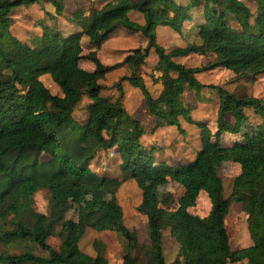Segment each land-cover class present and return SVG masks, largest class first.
Returning <instances> with one entry per match:
<instances>
[{"label": "trees", "instance_id": "16d2710c", "mask_svg": "<svg viewBox=\"0 0 264 264\" xmlns=\"http://www.w3.org/2000/svg\"><path fill=\"white\" fill-rule=\"evenodd\" d=\"M40 1L0 0V264H108L106 244L99 239L92 242L94 255L79 248L88 227L123 238L126 251L121 264H169L162 248L165 230L185 241V259L181 263L175 260L176 264H264V158L256 137L250 136L252 126L242 135L223 139L230 133L228 119L242 114L244 108L256 107L264 115V98L237 97L222 86L202 84L196 77L217 68L240 77L264 75V0H254V16L239 0H188L185 4L119 0L103 9H90L85 17L80 9L71 13L72 18L85 21L80 30L64 33L43 26L41 35H34L30 43L22 42L8 32L9 14L16 7ZM43 1L58 15L64 11V0ZM198 3L205 21L197 25L195 41L169 50L159 45L156 27L164 25L182 33L189 9ZM206 4L214 6L210 13ZM131 10L142 15L143 23L130 18ZM230 17L239 29L229 26ZM119 30L140 34L145 45L124 56L130 73L119 78L113 97L104 94L111 87L99 82L113 66L102 64L97 51ZM83 37H87V52ZM151 49L156 62L149 76L161 84L157 96L150 93L141 75ZM189 54L213 58L196 67L174 59ZM81 62L91 69L81 68ZM44 74L50 76L59 94H52L43 84L40 77ZM124 81L142 93L148 114L155 116L154 129L174 126L181 133L179 118L197 124L201 148L192 161L175 166L156 161L152 148L141 140L140 121L124 108ZM201 87L215 88L218 93L213 131L205 121L191 117L184 104V92ZM80 109L84 122L74 115ZM259 137L264 140V128ZM110 150L118 155L120 177H99L90 163ZM225 162H235L240 168L227 197L216 171V165ZM128 179L135 180L142 191L136 210L146 218L147 244L139 243L136 233L125 226L116 201L117 189ZM169 181L182 188L174 207L159 204L155 196L157 188ZM70 183L76 200L84 190L108 193L109 199L93 196L79 203L76 220L61 222V243L54 249L47 240L69 207ZM40 190L49 195L45 216L33 206ZM200 192L210 202L208 213L202 216L189 211ZM231 203L240 205L247 216L249 246L230 248L225 219ZM52 206L58 215L52 214Z\"/></svg>", "mask_w": 264, "mask_h": 264}, {"label": "rangeland", "instance_id": "374dc122", "mask_svg": "<svg viewBox=\"0 0 264 264\" xmlns=\"http://www.w3.org/2000/svg\"><path fill=\"white\" fill-rule=\"evenodd\" d=\"M119 0H64L65 8L61 15L54 12V7L46 1L41 0L39 3H34L25 6H19L14 8L9 14L10 22L8 32L15 36L22 42L30 43L31 38L34 35H41L43 32L42 27L59 28L64 33L70 31H76L83 28L85 21L83 19L77 20L72 18L73 12L77 9L82 10V16L88 15L90 9L99 10L107 6L116 3ZM135 2L137 0H130ZM178 3H187L188 0H175ZM243 2L252 12L253 16L257 10V4L254 0H239ZM214 6L212 4H206L205 10L210 13ZM217 9H219L217 7ZM188 19L185 22L184 31L182 33H176L168 26L158 25L156 27V40L159 45L166 49H172L175 47H184L188 43H192L196 39L197 25L205 21L201 3L195 5L189 9ZM68 15H67V14ZM128 15L139 23H143L142 15L134 10L128 12ZM68 16V17H67ZM81 17V16H80ZM229 26L233 29H239V25L233 18L230 17ZM1 31V28H0ZM168 32H170L168 34ZM82 44L84 51L87 37L82 38ZM106 41V42H105ZM99 50L97 51V57L100 62L104 65H112L113 69L107 71L104 77L99 80L101 84H107L110 86L111 93L113 96L116 95L115 85L119 78L122 76L129 75L130 70L126 63H123V58L128 52L134 48L142 47L145 45V41L140 34L129 35L125 31H117L112 36L108 37ZM124 48L122 52L113 51L116 47ZM156 57L153 49L149 51L148 57L146 58L145 64L142 66L141 75L144 79L145 85L153 96H157L161 90V84L159 82H153L149 74L151 71L152 60ZM213 57L210 55H198L189 54L184 57L174 58L175 61L180 62L187 67H196L211 60ZM80 67L83 69L90 70L86 63L81 62ZM158 76V73H156ZM198 81L202 84L219 85L233 93L237 97H256L264 98V75H258L255 78L248 76H236L232 71L222 68H217L209 71H204L196 74ZM43 84L49 89L52 94H59V89L54 84L48 74H44L40 77ZM127 83L126 81H124ZM123 82V84H124ZM103 84V85H104ZM128 88L139 92V96L143 99L140 90L128 82ZM108 91H105L107 95ZM195 89L187 90L184 93L183 100L190 108V116L195 118L197 121H205L206 126L211 130L212 123L215 121L216 112L218 108V93L215 88L201 87L198 91ZM129 98L125 99L126 111L133 118L140 121L149 129L152 125L151 119L154 120L155 116L144 113L141 114V108L145 107V104L141 106L136 102L135 95H131V91H127ZM108 96V95H107ZM83 104V102H82ZM146 110V107H145ZM75 118L79 122H84L85 114L83 111L76 110ZM180 119V118H179ZM184 131L179 132L177 129H171L163 132L164 136L158 135L157 141L143 140V144L147 147L152 148L156 161L164 160L167 163L175 166L173 160L181 155V152L186 153L189 158L192 156L195 149L201 148V141L199 137V128L196 123H189L184 120ZM143 126V125H142ZM228 126L230 127V133L224 135L223 139L227 140L231 136H239L244 133V130L252 126L254 133L250 135L255 138V143L259 149L261 156L264 158V140L259 137L260 130L264 128V115L256 107L244 108L242 114L228 119ZM143 128V127H142ZM91 131V130H90ZM155 129L153 128L148 132L150 136ZM213 131V130H212ZM161 132V134L163 135ZM180 133V136H178ZM161 137V138H160ZM167 137L168 145L162 140ZM178 137V140L176 138ZM160 140V141H159ZM159 141V142H158ZM163 142V143H162ZM160 144V145H159ZM197 152V151H196ZM191 155V156H190ZM170 156V158L168 157ZM43 159H47V155L42 154ZM173 161V162H171ZM119 158L115 151L110 150L106 153L102 152L95 157L90 163V169L95 171L96 174L101 177L102 175H108L113 177H120L118 171ZM174 164V165H173ZM216 171L223 181V196L227 197L231 190L233 178L240 172L239 165L235 162H225L216 165ZM144 182L147 181L142 178ZM141 189L137 186V183L133 179H128L123 182L115 194L116 201L120 205L123 213V222L125 226L134 231L137 235V239L141 244L148 243V235L146 232V218L141 215L136 207L141 201ZM182 193V188L175 182L169 181L167 184L158 187L155 196L159 204L168 207H174L179 195ZM75 190L70 183L68 185V196H69V207L62 214L53 227V236L49 237L47 242L54 248L58 249L61 238L58 237L60 231L61 222L64 219L76 220L77 218V207L84 199L96 196L103 199H109L108 193H95L84 190L76 200L74 198ZM49 195L45 190H40L34 195V209L40 216H45L48 210ZM210 207L209 199L205 192L199 193L196 204L194 207L189 208V211L198 215H206ZM52 214L58 215L56 206L51 208ZM226 229L229 235V245L231 249H237L251 245V239L247 229V216L241 211L240 205L237 203H231L225 219ZM94 239H99L106 244L105 256L108 260V264H121L122 255L126 251V242L123 238L115 232H97L92 228L88 227L79 241V248L90 255H94V249L92 242ZM178 240V241H177ZM182 241V246L180 242ZM185 241L181 237L173 238L168 230L163 231L162 248L163 255L167 263L176 264L174 261L177 260L180 263L184 261L186 251L183 248ZM142 257V256H141ZM233 264V263H231ZM241 264V263H238Z\"/></svg>", "mask_w": 264, "mask_h": 264}, {"label": "crops", "instance_id": "0c3cea01", "mask_svg": "<svg viewBox=\"0 0 264 264\" xmlns=\"http://www.w3.org/2000/svg\"><path fill=\"white\" fill-rule=\"evenodd\" d=\"M131 18V17H130ZM74 31V30H73ZM170 32H168V34H169ZM106 42V41H105ZM124 48H121V47H116V49H114L113 51H118V52H122V51H124L123 50ZM155 62H156V57L152 60V63L150 64L151 65V69H152V67H153V65L155 64ZM155 75H157L156 73H155ZM49 76V75H48ZM50 77V76H49ZM127 82V81H126ZM104 84V83H103ZM104 85H107V84H104ZM123 88H124V98H123V105H124V108H125V99L127 98H129V94H127V91L129 90V91H131V94H130V96L131 95H135V99H136V102H138L141 106H143V104H144V100L143 99H141L140 98V96H139V92L138 91H136V90H133V89H131V88H128V82L127 83H125L124 82V84H123ZM186 92V91H185ZM184 92V93H185ZM105 94V93H104ZM108 94L109 95H113V92L111 93V91L110 92H108ZM184 95V94H183ZM184 97V96H183ZM186 102H184V104H185ZM126 109V108H125ZM127 110V109H126ZM141 114H144V113H147L148 114V112H147V109L145 110V107L143 106V108H141V112H140ZM132 115V114H131ZM133 117H134V115H132ZM135 118H137V117H135ZM216 118V117H215ZM150 119H151V122L152 123H150L152 126L148 129L143 123H142V127H143V130H144V133H143V135H142V137H141V140L143 141V140H145V139H147V137H148V140L149 141H153V142H155V141H157V137H158V135H161V137H163L164 136V133L163 132H165V131H168V130H171V129H176V127H174V126H162V127H158L157 129H155V131L150 135V136H148V132H150L152 129H153V127H154V125H155V119L153 120L151 117H150ZM140 120V119H139ZM179 122H180V125H181V128L182 129H184V119L183 118H180L179 119ZM184 131V130H183ZM161 132L163 133V135L161 134ZM198 134H199V132H198ZM178 136H180V133H178ZM160 137V138H161ZM159 138V137H158ZM162 140H167V137H164ZM176 140H178V137L176 138ZM160 141V140H159ZM158 141V142H159ZM163 143V142H162ZM160 145V144H159ZM165 145H168V140H167V142H164V147H166ZM200 148H197V149H195V152H193V154H192V156L189 158V156H187L186 155V153H184V152H181L182 154L179 156H177L176 157V159L175 160H173L174 162H175V165H178V164H186V163H188V162H190V161H192L193 159H194V157H195V155H196V151H198ZM169 158H170V156H168ZM173 161H171V162H173ZM174 165V164H173ZM201 193V192H200Z\"/></svg>", "mask_w": 264, "mask_h": 264}]
</instances>
